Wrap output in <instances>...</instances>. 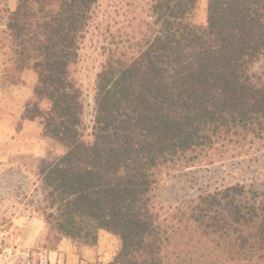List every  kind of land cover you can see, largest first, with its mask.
Wrapping results in <instances>:
<instances>
[{
	"label": "trees",
	"instance_id": "trees-1",
	"mask_svg": "<svg viewBox=\"0 0 264 264\" xmlns=\"http://www.w3.org/2000/svg\"><path fill=\"white\" fill-rule=\"evenodd\" d=\"M0 0V89L37 76L23 119L66 149L38 168L49 236L96 247L116 237L110 264H164L175 241L156 211L163 173L189 168L218 146L264 141V0H157L151 22L126 51L108 57L96 82L90 139L83 90L72 76L99 0ZM130 51V52H127ZM228 187L192 202L202 237L219 236L235 264H264V194Z\"/></svg>",
	"mask_w": 264,
	"mask_h": 264
},
{
	"label": "rangeland",
	"instance_id": "rangeland-1",
	"mask_svg": "<svg viewBox=\"0 0 264 264\" xmlns=\"http://www.w3.org/2000/svg\"><path fill=\"white\" fill-rule=\"evenodd\" d=\"M155 1L99 0L93 9L79 46L77 62L71 70L83 90L87 140L92 134L95 118L97 77L112 52L126 51L130 42L146 30ZM208 2L199 0L193 17L197 25H206ZM6 5L14 10L17 0H9ZM253 71L264 77V57L255 64ZM36 84V74L27 70L19 84L0 89V131L6 132L9 124L14 122L12 116L20 111L21 92L28 95ZM18 122L13 126L17 131L22 128L21 121ZM40 149L39 157L18 155L11 164H0V224L30 212V206L39 198L36 191L41 162L55 160L66 151L63 145L46 137L42 139ZM234 186L244 187L249 195L264 194V141L251 143L249 139L240 145H219L202 162L163 173L155 191L156 211L165 226L173 227L176 233L175 241L166 250L164 264H235L230 255L232 248L219 236L214 237L213 242L211 237H202L189 218L194 200Z\"/></svg>",
	"mask_w": 264,
	"mask_h": 264
},
{
	"label": "crops",
	"instance_id": "crops-1",
	"mask_svg": "<svg viewBox=\"0 0 264 264\" xmlns=\"http://www.w3.org/2000/svg\"><path fill=\"white\" fill-rule=\"evenodd\" d=\"M34 89H30L28 95L21 92L20 111L12 116L14 122L9 124L6 132L0 131L2 166L11 164L18 155L40 156V145L46 137L43 125L41 122L23 119L26 105L33 99ZM18 121L22 124L19 131L13 127ZM38 200L30 206V212L0 224V264H110L113 261L120 242L106 232L100 233L96 247L80 246L68 239L53 242L48 225L37 210Z\"/></svg>",
	"mask_w": 264,
	"mask_h": 264
}]
</instances>
